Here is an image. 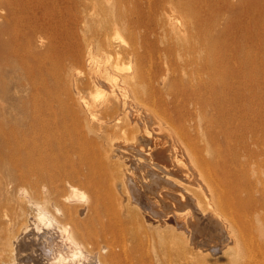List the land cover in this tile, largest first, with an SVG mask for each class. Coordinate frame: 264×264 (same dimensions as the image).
Instances as JSON below:
<instances>
[{
    "label": "bare ground",
    "instance_id": "6f19581e",
    "mask_svg": "<svg viewBox=\"0 0 264 264\" xmlns=\"http://www.w3.org/2000/svg\"><path fill=\"white\" fill-rule=\"evenodd\" d=\"M237 1L231 7H243L248 23L264 15V0ZM176 2L184 13L207 10ZM199 19L170 31L192 35ZM4 36L0 69L18 68ZM85 42L87 51L70 56L86 67L78 83L57 68L31 90L22 117L9 118L0 103V264H264V233L254 226L261 205L233 186L240 155H252L243 91L210 71L203 48L188 59L130 58L133 70L122 75L110 37Z\"/></svg>",
    "mask_w": 264,
    "mask_h": 264
},
{
    "label": "rangeland",
    "instance_id": "374dc122",
    "mask_svg": "<svg viewBox=\"0 0 264 264\" xmlns=\"http://www.w3.org/2000/svg\"><path fill=\"white\" fill-rule=\"evenodd\" d=\"M154 1L157 0H111L109 7L106 0H0V30L5 33L4 42L15 44L18 52V68L0 69V76H3L0 103L9 118L22 117L21 112L30 106L31 90L42 86L57 68L58 73L71 76L70 85L78 83L85 75L86 67H76L70 56L87 51L85 40L92 38H111V58L119 61L118 72L122 75L133 70L128 64L130 58L150 59L166 55L188 59L198 56L195 48H203L205 51L200 56L211 63L208 64L210 71L231 77L236 83L234 86L243 91L239 116L243 123L250 120L254 130L253 136L244 134L243 147L249 148L252 155H240L238 183L233 186L241 189L242 198L254 197L260 203L258 212L254 213L258 217L254 222H259L254 226L257 231L262 227L264 233V207L261 204L264 203V36L250 34L245 29L247 25L251 29H263L264 15L248 23L245 12H241L243 7H231L239 4L237 0H197L207 6L202 13H184L176 0L171 5L161 2L158 8L156 5L152 8ZM242 1L246 4L243 6L256 3V0ZM163 13L176 19L171 24L162 23L157 17ZM195 14L202 19H199L202 25L192 35L191 32L187 36L178 35L176 31L171 33L173 26L174 30L182 29ZM109 26L111 36L107 32L99 36V30ZM29 32H33V36L27 40L25 34ZM16 106L19 111L15 110ZM245 107L253 114L246 116ZM239 210L242 213L243 210ZM245 215L250 218L248 213ZM150 230L157 231L156 228ZM243 233L255 231L246 229Z\"/></svg>",
    "mask_w": 264,
    "mask_h": 264
}]
</instances>
